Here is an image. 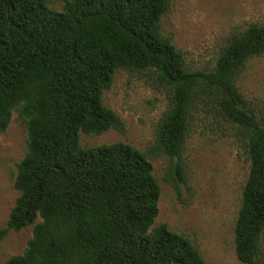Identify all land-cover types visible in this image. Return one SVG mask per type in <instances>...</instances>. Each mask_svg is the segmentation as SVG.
I'll use <instances>...</instances> for the list:
<instances>
[{
  "label": "trees",
  "instance_id": "16d2710c",
  "mask_svg": "<svg viewBox=\"0 0 264 264\" xmlns=\"http://www.w3.org/2000/svg\"><path fill=\"white\" fill-rule=\"evenodd\" d=\"M171 0H0V134L17 113L27 153L13 186L19 196L0 241L32 226L25 251L6 264H206L165 224L152 228L160 187L149 157L169 160L184 181L182 155L197 114L235 129L249 164L234 226L235 255L261 264L264 126L236 82L264 54V25L232 37L212 70L191 71L160 20ZM117 70L144 73L168 105L146 152L122 142L83 148L78 133L124 131L103 103ZM38 223H35L36 220Z\"/></svg>",
  "mask_w": 264,
  "mask_h": 264
},
{
  "label": "rangeland",
  "instance_id": "374dc122",
  "mask_svg": "<svg viewBox=\"0 0 264 264\" xmlns=\"http://www.w3.org/2000/svg\"><path fill=\"white\" fill-rule=\"evenodd\" d=\"M67 0H48L61 11ZM252 25H264V0H171L160 20L162 34L171 39L191 71L213 69L223 47ZM236 87L247 108L264 126V54L244 66ZM103 103L124 123V131L101 135L78 133L83 148L117 142L146 153L154 143L158 122L167 109L166 91L144 73L117 70ZM182 155L184 181L171 184L169 160L149 157L153 176L160 187L158 214L151 227L165 224L172 232L188 238L206 264H243L235 255L234 226L249 164L237 131L219 118L200 114ZM24 124L17 113L0 134V228L19 196L13 183L17 165L27 153ZM37 219L35 223H38ZM32 236V226L10 232L0 241V264L21 255ZM260 263L264 264V234Z\"/></svg>",
  "mask_w": 264,
  "mask_h": 264
}]
</instances>
